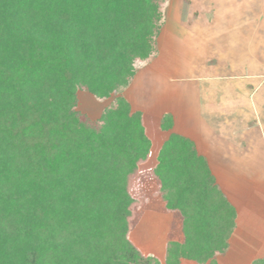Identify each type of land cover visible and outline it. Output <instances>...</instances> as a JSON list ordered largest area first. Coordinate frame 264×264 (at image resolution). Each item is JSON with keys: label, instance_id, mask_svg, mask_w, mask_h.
I'll list each match as a JSON object with an SVG mask.
<instances>
[{"label": "trees", "instance_id": "1", "mask_svg": "<svg viewBox=\"0 0 264 264\" xmlns=\"http://www.w3.org/2000/svg\"><path fill=\"white\" fill-rule=\"evenodd\" d=\"M163 1L0 0V264H157L127 237L128 185L152 151L143 114L120 95L91 121L76 94L108 99L156 57ZM158 128L151 173L183 235L165 264H216L235 210L170 115Z\"/></svg>", "mask_w": 264, "mask_h": 264}, {"label": "crops", "instance_id": "2", "mask_svg": "<svg viewBox=\"0 0 264 264\" xmlns=\"http://www.w3.org/2000/svg\"><path fill=\"white\" fill-rule=\"evenodd\" d=\"M214 3L218 6H212L211 14L193 18L187 50L170 49L183 60L189 55L184 72L190 74L180 82L165 79L168 89L161 94L159 109L140 104L135 109L130 90L128 98L132 101L125 99L133 110L142 112L143 119L159 121L163 115H170L171 132L194 144L220 192L234 208L235 226L228 248L215 257L216 264H251L264 257V0ZM162 59L163 52L159 51L149 62L148 74L154 63L165 62ZM174 83L187 84L186 98L175 90L174 95L169 92L178 89ZM159 134L158 146L150 139L151 157L168 135ZM166 214L176 217L181 230L179 213Z\"/></svg>", "mask_w": 264, "mask_h": 264}, {"label": "rangeland", "instance_id": "3", "mask_svg": "<svg viewBox=\"0 0 264 264\" xmlns=\"http://www.w3.org/2000/svg\"><path fill=\"white\" fill-rule=\"evenodd\" d=\"M214 1L164 0L160 6L162 22L158 36L156 37V48L157 53H159V51L163 52L162 60L166 59L165 62L157 61L154 63L149 74L148 70L151 66L149 62L153 60L136 63L134 80L128 85L130 88L126 89V87L121 89L119 93L117 92L105 100L99 101L88 92L78 90L76 94L77 110L89 120L94 121L100 116L102 109L115 97L121 95L124 98L125 96L128 98L129 91L127 90H130L134 96L132 106L135 109L137 105L139 106L140 104L141 107L145 105L147 109L151 108L157 111L159 109L158 107L162 105L160 98L164 95L161 94L164 90L168 89V86L166 89L165 79H171V82H180V79L185 80L190 74L188 71L185 73L189 55H185V61L179 57L181 55L176 54L178 55L176 56L170 49L172 50L173 47H177L183 51L185 49L187 50L189 43V27L193 18L201 13L204 15L206 13L211 14V11L215 9V7L212 9V6L216 4ZM216 5L218 6V4ZM172 86L178 87V89L173 88V90H169L171 94L174 95L175 90L177 95L182 94L184 98L188 96L187 88L185 87L187 86L186 83L172 84ZM144 96L146 97L144 98ZM191 101V103L194 104V101ZM143 122L147 136L152 140L155 146H158L161 140L157 127L158 120L146 117L143 119ZM154 153H157V149ZM154 162V158L150 157L149 162L140 166L138 173L129 182L128 191L135 202L131 207L132 216L129 220L127 237L140 255L154 258L157 264H165L167 240L180 239V241H183V235L180 230V222L174 215L166 214V212L170 213V211L165 209L164 202L159 198V182L151 173ZM177 260V264H199L185 258H179ZM213 261L215 262V260ZM203 264H208V262L205 261Z\"/></svg>", "mask_w": 264, "mask_h": 264}]
</instances>
